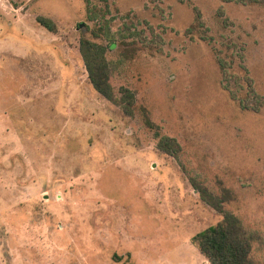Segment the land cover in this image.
<instances>
[{
  "label": "rangeland",
  "instance_id": "374dc122",
  "mask_svg": "<svg viewBox=\"0 0 264 264\" xmlns=\"http://www.w3.org/2000/svg\"><path fill=\"white\" fill-rule=\"evenodd\" d=\"M249 1L0 0V264L205 263L191 238L221 212L264 264V0ZM80 37L113 43L131 116L89 84Z\"/></svg>",
  "mask_w": 264,
  "mask_h": 264
},
{
  "label": "trees",
  "instance_id": "16d2710c",
  "mask_svg": "<svg viewBox=\"0 0 264 264\" xmlns=\"http://www.w3.org/2000/svg\"><path fill=\"white\" fill-rule=\"evenodd\" d=\"M197 18L196 16L195 19ZM35 21L46 31L52 34L56 33L55 24L50 19L37 16ZM101 28L99 26L98 30ZM103 28H107V26L104 24ZM92 35L94 38L98 37L96 32H93ZM113 47V43L102 45L85 37H80L78 41L79 54L91 87L105 100L119 106L124 115L131 116L134 113L135 103L133 91L126 87H120L118 92H115L110 84V66L105 54ZM142 115L145 126L152 128L145 111ZM171 142L163 139L158 144V149L168 152L173 148ZM221 213L220 221L196 233L191 238L192 243L209 264H254L250 258L251 244L239 220L231 213Z\"/></svg>",
  "mask_w": 264,
  "mask_h": 264
},
{
  "label": "crops",
  "instance_id": "0c3cea01",
  "mask_svg": "<svg viewBox=\"0 0 264 264\" xmlns=\"http://www.w3.org/2000/svg\"><path fill=\"white\" fill-rule=\"evenodd\" d=\"M197 250H198V249H197ZM199 253H200V252H199ZM201 255H202V254H201ZM202 256H203V255H202ZM203 258H204V260H205V261H204L205 263H203V262H200V264H209V263L207 262V260L205 259V257H204V256H203Z\"/></svg>",
  "mask_w": 264,
  "mask_h": 264
}]
</instances>
